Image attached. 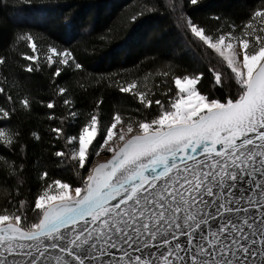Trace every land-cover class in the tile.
Returning a JSON list of instances; mask_svg holds the SVG:
<instances>
[{
  "label": "snow or ice",
  "instance_id": "6c2138e0",
  "mask_svg": "<svg viewBox=\"0 0 264 264\" xmlns=\"http://www.w3.org/2000/svg\"><path fill=\"white\" fill-rule=\"evenodd\" d=\"M54 7L28 4L44 14ZM164 7L181 38L173 60L195 52L190 67L162 63L152 88L139 78L118 83L119 73L87 74L132 94L144 118L116 111L105 121L104 99L89 98L80 82L87 67L71 47L47 44L46 99L14 98L20 85L0 71V147L27 159L26 136L49 150L35 161V192L25 163L0 154V264H264V0L203 20L190 14L208 7L203 0ZM155 11L145 4L130 19ZM57 19L70 38L83 34L75 15ZM11 31L9 48L23 42L33 54L19 52L22 67L37 71L35 37ZM7 63L0 55V67ZM206 73L208 91L198 87ZM34 103L50 110L46 146L40 130L10 126ZM45 159L75 162L76 181L51 178Z\"/></svg>",
  "mask_w": 264,
  "mask_h": 264
},
{
  "label": "trees",
  "instance_id": "16d2710c",
  "mask_svg": "<svg viewBox=\"0 0 264 264\" xmlns=\"http://www.w3.org/2000/svg\"><path fill=\"white\" fill-rule=\"evenodd\" d=\"M203 2L208 7L190 13L201 20L213 11L239 14L258 0H203ZM29 3L34 5L44 3L59 7H54V10L44 14L30 11ZM145 4L149 6L155 4L157 11L146 12L143 17H138V20L133 22L131 16L142 11ZM164 4L165 0H0V55L8 57L7 65L0 67V71H5L10 80L14 79L20 85L14 90V98L15 92L20 91L36 99H46L53 95V88L49 83L51 68L46 64L45 56L47 44L71 47L87 67L85 78L80 82L90 88L89 98L102 96L104 99L101 111L105 121L116 111L121 112L125 119L149 116L150 113L143 109L132 94L119 92L115 83L104 81L97 83L87 79V74L99 76L107 72L119 73L115 77L118 83L139 78L138 84L141 87L146 84L148 88H152L155 73L162 63L172 60L175 65L190 67L195 52L186 51L182 59L173 60V53L178 55L181 51L178 44L181 38ZM60 12L78 17V22L82 21L84 24V29L81 30L83 34H73L71 38L65 34L57 19ZM206 23L209 27L214 24L213 21ZM11 30L31 32L35 37L37 43L35 54L38 59L32 63L34 66L39 63L37 71L29 73L22 67L26 61L19 56V52L28 51L29 54H33L23 42L17 46V49L9 48ZM106 32L109 33V38L102 39ZM121 69L125 71L121 72ZM146 76L147 80L144 79ZM76 79L79 77L73 78ZM198 87L204 91L213 89V81L207 73ZM3 102V97L0 95V103ZM138 108L141 109L139 113ZM49 111L34 103V110L30 114L20 112L11 121L10 126H18L25 133L28 129L40 130L46 146L49 137L44 133L49 124L46 119ZM24 142L28 144L27 159H22L18 150L17 154L13 155L6 153L2 147L0 154H7L17 159L18 163H25V177L29 187L35 192L37 183L35 161L41 154L47 158L49 150L34 144L26 136ZM45 164L51 178L76 181L75 162L64 161L56 166L45 159Z\"/></svg>",
  "mask_w": 264,
  "mask_h": 264
},
{
  "label": "rangeland",
  "instance_id": "374dc122",
  "mask_svg": "<svg viewBox=\"0 0 264 264\" xmlns=\"http://www.w3.org/2000/svg\"><path fill=\"white\" fill-rule=\"evenodd\" d=\"M101 158H103V157H101Z\"/></svg>",
  "mask_w": 264,
  "mask_h": 264
}]
</instances>
